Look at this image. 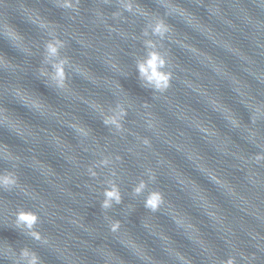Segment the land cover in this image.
<instances>
[{"label":"water","instance_id":"1","mask_svg":"<svg viewBox=\"0 0 264 264\" xmlns=\"http://www.w3.org/2000/svg\"><path fill=\"white\" fill-rule=\"evenodd\" d=\"M33 257L264 264V0H0V264Z\"/></svg>","mask_w":264,"mask_h":264},{"label":"clouds","instance_id":"2","mask_svg":"<svg viewBox=\"0 0 264 264\" xmlns=\"http://www.w3.org/2000/svg\"><path fill=\"white\" fill-rule=\"evenodd\" d=\"M68 6H71L70 3ZM156 31L158 32H164L167 31V25H164L162 22L159 23L157 25ZM50 48L53 52L56 51V48L54 45H50ZM162 63V61L159 59L158 54L153 53L152 56L150 57L148 64L149 66L155 68L158 67L160 64ZM143 71V68H142ZM60 76L63 77V70L62 68L60 69ZM170 80V76L168 74H165L163 76L159 77V82L157 83V87L159 88H166L168 86V82ZM3 179V183L8 184L13 182L11 177L5 176L2 178ZM108 197H116L117 199H119L118 195L116 192L114 191H109L107 193ZM162 200V196L160 194H154L148 201V205L150 207L153 208V210H155V207L158 205V203ZM107 206V204H106ZM20 220L26 222L29 224V226H31L32 224L35 223V221L37 220V215L35 213H31V212H24L20 214ZM25 255H27V253H25ZM32 264H36V259L35 257H33L32 259ZM228 264H232V261H229Z\"/></svg>","mask_w":264,"mask_h":264}]
</instances>
